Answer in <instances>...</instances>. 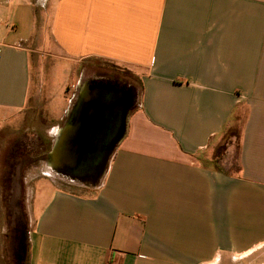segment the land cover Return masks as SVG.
Listing matches in <instances>:
<instances>
[{
  "label": "crops",
  "instance_id": "obj_1",
  "mask_svg": "<svg viewBox=\"0 0 264 264\" xmlns=\"http://www.w3.org/2000/svg\"><path fill=\"white\" fill-rule=\"evenodd\" d=\"M42 48L69 82L102 61L139 95L96 183L39 178L25 264H264V0H0L1 119L38 99ZM234 126V164L212 162Z\"/></svg>",
  "mask_w": 264,
  "mask_h": 264
},
{
  "label": "rangeland",
  "instance_id": "obj_2",
  "mask_svg": "<svg viewBox=\"0 0 264 264\" xmlns=\"http://www.w3.org/2000/svg\"><path fill=\"white\" fill-rule=\"evenodd\" d=\"M36 55L37 58L31 60L33 66L30 64L33 68L30 91L36 86L38 99L31 96L22 110L10 114L5 120L0 118L1 264H20L16 256L19 248L15 239L16 228L23 231L31 227L32 199L39 188V178L47 177L55 184L72 191H79L80 184H92L96 182V178L98 181L114 147V141L123 131L125 114L139 95L138 81L126 69L107 62H91L81 65L69 82L62 63L54 60L48 48H42ZM65 87L66 93L74 94V97L71 98L66 113L61 119L54 121L50 119L47 109L53 116H58L60 104L63 103L61 93ZM83 93L88 100L81 103L79 99ZM100 102H107L106 108H100ZM85 103L95 105L96 111L100 108L107 113L103 120L105 123L102 122L99 127V131L106 130L107 133L105 136L100 135L101 141L94 138L97 146L83 152L78 170L59 169L48 154L54 143V135L49 137L46 134L48 131H53L54 134L60 128L70 125L72 115L75 114L76 119L78 109L83 111ZM80 104L81 107L78 108ZM237 136L238 127L234 126L205 155H209L212 162L234 164ZM46 143L48 151L38 154L36 151L43 149ZM87 172L93 175L87 177ZM39 190L40 188L37 191Z\"/></svg>",
  "mask_w": 264,
  "mask_h": 264
},
{
  "label": "water",
  "instance_id": "obj_3",
  "mask_svg": "<svg viewBox=\"0 0 264 264\" xmlns=\"http://www.w3.org/2000/svg\"><path fill=\"white\" fill-rule=\"evenodd\" d=\"M88 98L82 96L80 102L84 103ZM84 106V105H83ZM95 105L88 104L87 110L81 111V104L78 106V115L74 121L70 122V125L61 128L58 132V138L54 142V146L51 148L49 155L52 161H55L57 155L64 151L73 155V158L80 161L81 155L87 149H93L95 143L94 138H96V133L99 131L101 121L99 117L94 115L89 109L95 110ZM96 111V110H95ZM74 135L73 139H69L70 136ZM71 140V142H70ZM69 143V144H68ZM66 157V156H65ZM64 157V158H65Z\"/></svg>",
  "mask_w": 264,
  "mask_h": 264
},
{
  "label": "trees",
  "instance_id": "obj_4",
  "mask_svg": "<svg viewBox=\"0 0 264 264\" xmlns=\"http://www.w3.org/2000/svg\"><path fill=\"white\" fill-rule=\"evenodd\" d=\"M131 107V106H130ZM129 110V109H128ZM123 132V131H122ZM122 132H121V134L115 139V141H114V145H115V143H116V141L118 140V138L122 135ZM48 145H47V143H46V145L44 146V148L43 149H39V150H37L36 152L38 153V154H44V153H46L47 151H48ZM48 155V154H47ZM99 173H100V170H99ZM87 174L89 175V176H87V177H90L91 175H93V174H91V172H87ZM99 175V174H98ZM75 177V176H74ZM78 177V176H77ZM98 177V176H97ZM95 181H97V178H96V180ZM88 183V182H87ZM94 183H96V182H94ZM89 184V183H88ZM93 184V183H92ZM16 236H15V239H16V241H17V243L19 244V248H18V250H17V253H16V256H17V259H18V263L20 262V264L22 263V264H25V254H24V252L22 251V249H23V246L25 247V245H26V234H27V230H20V228H16ZM22 245V246H21Z\"/></svg>",
  "mask_w": 264,
  "mask_h": 264
},
{
  "label": "flooded vegetation",
  "instance_id": "obj_5",
  "mask_svg": "<svg viewBox=\"0 0 264 264\" xmlns=\"http://www.w3.org/2000/svg\"><path fill=\"white\" fill-rule=\"evenodd\" d=\"M94 89H92V91H93ZM107 103V102H106ZM106 103L105 104H103L102 102H100V108L102 107L103 109L104 108H106ZM99 106V105H98ZM87 108H88V103H85L84 104V106H83V111L85 112L86 110H87ZM97 109V117H99L98 119H99V121H101V123L102 122H104L105 123V121H103V120H105L106 119V114L107 113H105V112H103V109H102V111H101V109ZM73 116V119H72V121L75 119V114H73L72 115ZM109 117V116H108ZM107 122L109 123L110 122V119L108 118V120H107ZM103 126H105V125H103ZM106 130H100V131H98L97 133H96V137H97V139H99V137H100V135H102V136H105L106 135ZM100 141H101V139H99ZM113 141V140H112ZM111 142V141H110ZM81 162L82 161H80L79 162V164H77V165H73V166H70V165H67V169L69 170V171H75V170H78L79 168H80V164H81ZM83 164V163H82Z\"/></svg>",
  "mask_w": 264,
  "mask_h": 264
},
{
  "label": "built area",
  "instance_id": "obj_6",
  "mask_svg": "<svg viewBox=\"0 0 264 264\" xmlns=\"http://www.w3.org/2000/svg\"><path fill=\"white\" fill-rule=\"evenodd\" d=\"M107 264H116L115 262H108Z\"/></svg>",
  "mask_w": 264,
  "mask_h": 264
}]
</instances>
